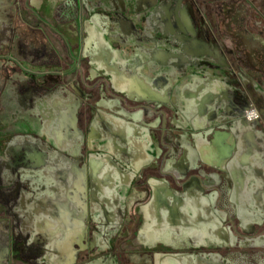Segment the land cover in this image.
I'll list each match as a JSON object with an SVG mask.
<instances>
[{"label":"rangeland","instance_id":"rangeland-1","mask_svg":"<svg viewBox=\"0 0 264 264\" xmlns=\"http://www.w3.org/2000/svg\"><path fill=\"white\" fill-rule=\"evenodd\" d=\"M0 4L10 9L6 35L11 43L9 49L0 47V97H5L9 89L32 98V103L49 92L57 91L65 98L74 95L81 103L79 122L86 138L83 161L93 154L100 160L113 155L107 146L111 136L109 118L117 115L113 104L125 108L129 121H134L135 114L140 112V126L150 131L154 146L162 151L161 160L135 179V187L142 192L141 201L150 197L152 178L166 183L170 197L186 191L196 194L197 185L205 195L210 194L212 186L224 187L226 178L222 170L199 165L197 170L185 171L181 161L191 151H210L220 136L233 135L236 150L242 145V133H249L250 141L246 144L251 148L257 146V135H264V77L250 74L264 73V65L257 64L259 71L252 68L243 56L240 38L254 33L255 38L264 39V0H0ZM239 6H245L248 13L232 22V9ZM165 25L176 34H164ZM94 29L99 34L107 32L112 50L121 51L123 61L106 53L98 57L95 46V56L89 52L88 40H97V36L92 39ZM126 31H137L147 48L140 49L138 41H127L129 38L124 35L129 36L130 32ZM0 33L3 34L1 25ZM128 78L145 87L144 95L137 96L128 90ZM141 78L147 84L143 85ZM209 80L217 81L222 89L207 88ZM252 110L260 115L255 124L247 120ZM7 116V111L0 109V132L7 124ZM96 126L99 130L94 136ZM22 133L20 127L13 128V134ZM42 138V145L38 142L42 158L35 156L29 160L46 167L54 153L49 155V140ZM29 146L27 143L28 151L32 150ZM133 148L134 143L128 144L129 150ZM61 160L57 161L58 167L68 162L67 157ZM169 163L174 166L170 168ZM215 177L218 184L213 181ZM92 182H97L95 177H91ZM88 196L92 210L96 191L91 188ZM17 197V193L10 195L11 215ZM46 207L42 205L44 210ZM53 207L57 214L63 212V207ZM124 214L123 222L117 224L123 234L111 233L102 256H114L120 264H129L141 218L136 211L126 210ZM231 217L240 235L238 240H253V235L242 232L235 216ZM226 223L231 225L228 217ZM90 224L94 234L99 224L94 219ZM263 232L264 225L255 234ZM31 240L32 235H28L20 242L27 244ZM39 243L43 244L42 239ZM243 254L251 264H256L264 251L251 247L245 252L241 245H236L229 251L232 264H241ZM38 256L26 253L14 262L35 264L34 258ZM88 256L91 262L97 259L96 254Z\"/></svg>","mask_w":264,"mask_h":264},{"label":"crops","instance_id":"crops-1","mask_svg":"<svg viewBox=\"0 0 264 264\" xmlns=\"http://www.w3.org/2000/svg\"><path fill=\"white\" fill-rule=\"evenodd\" d=\"M9 13L10 9L0 4L2 49H9L11 44L6 35ZM103 35L94 29L92 39L97 36L100 40ZM100 48L107 56L122 58L115 50H105L102 44ZM127 81L128 90L144 95V86L129 78ZM212 84L208 82L206 87H214ZM113 106L118 117H108L111 136L107 145L113 155L100 160L93 154L83 161L86 138L79 122L81 103L74 95L65 98L57 91L49 92L32 103V98L9 89L5 97H0V109L9 116L0 132V264H15V258L31 252L39 255L34 258L35 264H120L117 257L107 259L102 255L107 251L111 233L123 234L117 224L123 222L126 210L136 211L141 218L129 264H232L229 251L236 245L245 252L251 247L264 251V233L255 234L264 225V135L259 133L257 146L251 148L246 144L249 133H242V145L236 150L234 136L225 135L227 145L219 142L222 147L229 146L225 152L213 144L210 151H191L181 161L185 171L197 170L199 165L222 170L224 187L212 186L210 194L205 195L196 184V194L186 191L170 197L166 183L152 178L150 197L141 201L142 192L135 187V179L161 160L162 151L154 146L150 131L140 126V112L134 121H129L121 104ZM15 126L23 133L13 134ZM94 130L96 136L99 129L96 126ZM42 136L52 148L49 155L54 153L46 167L29 160L42 158L38 145L44 141ZM27 143L32 150H26ZM133 143L136 148L129 150L128 144ZM64 157L67 164L58 167L57 161ZM173 166L169 163L170 168ZM91 177L97 182L91 183ZM213 181L218 184V177ZM91 188L97 194L92 199V210L88 196ZM15 193L18 197L11 215L9 200ZM42 205H47L45 210ZM54 205L63 207V212L57 214ZM228 215L235 216L242 232L254 239L238 240L226 223ZM91 219L99 224L94 234ZM28 235H32L31 242L21 243L20 239ZM40 239L42 245L38 244ZM90 254H96L97 259L91 262ZM241 264H251L249 257L243 254ZM256 264H264V256H258Z\"/></svg>","mask_w":264,"mask_h":264},{"label":"flooded vegetation","instance_id":"flooded-vegetation-1","mask_svg":"<svg viewBox=\"0 0 264 264\" xmlns=\"http://www.w3.org/2000/svg\"><path fill=\"white\" fill-rule=\"evenodd\" d=\"M232 10H233L232 12L235 14L234 17H232V19H231L232 22L235 19L238 20L239 18L244 17L248 13L247 8L245 6H239V8H237V9L234 8ZM166 25L163 27V33L167 34V35H175L176 33L172 29L170 31H168L166 29ZM235 27L238 28L239 25L235 24ZM103 31H106V30L103 29ZM126 32H130L129 36H127L126 34L124 35V38L125 37L129 38V40L126 39L127 41H130V42L133 41L135 43L138 41L137 43H138V47L140 49H146L147 48L146 47V41L143 40V38L141 37L140 34L137 35V33H138L137 31H135V32L126 31ZM237 34H238L237 37H239L240 36L239 32ZM106 37H107V32H106L105 35L99 37L100 40L98 38H97V40H88V41H90V44L88 43V45H87L88 46L87 48H88L89 52L92 53L94 56H95V53H96L98 55V57H101L102 54H104L105 51L102 48H100V44H102V47L105 50L111 51L112 50V47L110 45V43L112 44L111 39L110 38H106ZM240 38L242 39L241 46L243 47L242 49H243L244 58L248 61V63L252 66V68L257 69L259 71L260 70V68H259L260 66L259 65H262V66L264 65V39L261 36H259L258 38H255L254 37V33H252L251 36L246 37L245 39L243 37H241V36H240ZM93 46H95L96 51H97L95 53L92 50ZM116 52L119 53L122 56V58H118V60H122L123 59V53L121 51H119V50H116ZM150 53L152 54V52H150ZM178 61H181L180 56H178ZM257 64H259V65H257ZM262 71H264V70L262 69ZM250 74L253 77L255 75L260 76V77H262V76L264 77V73H250ZM209 82L211 83L212 81L209 80ZM212 83H213L212 86H214L212 88H216V89L222 88V85L219 84L217 81L212 82ZM259 119H260L259 112H258V117L256 119H252L251 120V119H249V117H247V120L252 122L253 124H255V122H256L255 120H259ZM220 137L216 138L218 142L214 141L215 142L214 144H216L218 147H220V150H223L225 152L224 148H229V146H227V147L225 146L227 144L225 142L224 136L221 137V138ZM219 142L220 143H224L225 145L222 147V145H220ZM230 150L231 149H229V151ZM228 219L230 220V223H231V225L229 227L231 228V230L235 233V235L237 237H240V235L234 229V223L232 221L231 215H228ZM252 264H254V263H252Z\"/></svg>","mask_w":264,"mask_h":264},{"label":"built area","instance_id":"built-area-1","mask_svg":"<svg viewBox=\"0 0 264 264\" xmlns=\"http://www.w3.org/2000/svg\"><path fill=\"white\" fill-rule=\"evenodd\" d=\"M249 117H251V118H249L251 120L256 119L258 117V112L256 110H252L251 115Z\"/></svg>","mask_w":264,"mask_h":264},{"label":"bare ground","instance_id":"bare-ground-1","mask_svg":"<svg viewBox=\"0 0 264 264\" xmlns=\"http://www.w3.org/2000/svg\"><path fill=\"white\" fill-rule=\"evenodd\" d=\"M251 115V112L248 113V117ZM250 118V117H249Z\"/></svg>","mask_w":264,"mask_h":264}]
</instances>
